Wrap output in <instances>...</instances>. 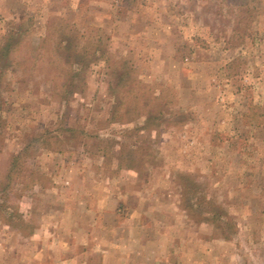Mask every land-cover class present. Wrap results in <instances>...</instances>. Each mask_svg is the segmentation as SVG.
Segmentation results:
<instances>
[{
  "label": "rangeland",
  "instance_id": "rangeland-1",
  "mask_svg": "<svg viewBox=\"0 0 264 264\" xmlns=\"http://www.w3.org/2000/svg\"><path fill=\"white\" fill-rule=\"evenodd\" d=\"M0 264H264V0H0Z\"/></svg>",
  "mask_w": 264,
  "mask_h": 264
}]
</instances>
